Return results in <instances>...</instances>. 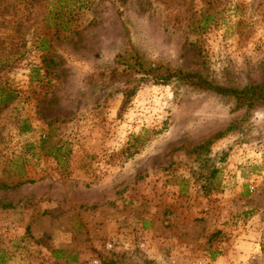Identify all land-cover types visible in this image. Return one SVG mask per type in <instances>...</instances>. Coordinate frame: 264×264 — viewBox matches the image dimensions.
I'll use <instances>...</instances> for the list:
<instances>
[{"label":"rangeland","instance_id":"374dc122","mask_svg":"<svg viewBox=\"0 0 264 264\" xmlns=\"http://www.w3.org/2000/svg\"><path fill=\"white\" fill-rule=\"evenodd\" d=\"M264 0H0V264H264Z\"/></svg>","mask_w":264,"mask_h":264},{"label":"trees","instance_id":"16d2710c","mask_svg":"<svg viewBox=\"0 0 264 264\" xmlns=\"http://www.w3.org/2000/svg\"><path fill=\"white\" fill-rule=\"evenodd\" d=\"M181 78L187 80H192V79L194 80L195 78H198V81L195 82L197 86L211 89L219 95L233 96V97L235 96L241 99L253 97L255 99L264 100V87H251L248 89L237 91L232 89L214 87L212 85H209L205 81L199 80L200 78L197 75L186 74ZM13 98L14 95L11 92H7L4 89L0 88V108L7 107V105L9 104V102H11Z\"/></svg>","mask_w":264,"mask_h":264}]
</instances>
